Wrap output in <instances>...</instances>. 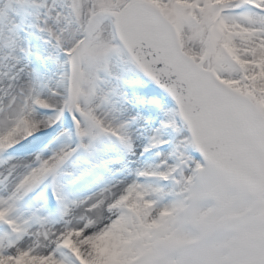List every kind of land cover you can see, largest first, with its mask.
Here are the masks:
<instances>
[{"label":"snow or ice","instance_id":"1","mask_svg":"<svg viewBox=\"0 0 264 264\" xmlns=\"http://www.w3.org/2000/svg\"><path fill=\"white\" fill-rule=\"evenodd\" d=\"M0 264H264V0H0Z\"/></svg>","mask_w":264,"mask_h":264}]
</instances>
